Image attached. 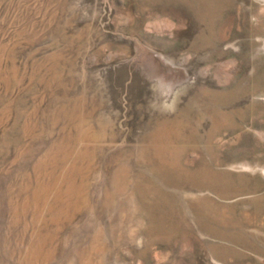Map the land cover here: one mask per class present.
Masks as SVG:
<instances>
[{"label": "rangeland", "instance_id": "rangeland-1", "mask_svg": "<svg viewBox=\"0 0 264 264\" xmlns=\"http://www.w3.org/2000/svg\"><path fill=\"white\" fill-rule=\"evenodd\" d=\"M0 264H264V0H0Z\"/></svg>", "mask_w": 264, "mask_h": 264}, {"label": "bare ground", "instance_id": "bare-ground-1", "mask_svg": "<svg viewBox=\"0 0 264 264\" xmlns=\"http://www.w3.org/2000/svg\"><path fill=\"white\" fill-rule=\"evenodd\" d=\"M163 130V131H162ZM171 130H172V132H173V134L174 135H172L171 134V136H168V135H166V130H165V127L163 128V127H160V128H157L156 130H155V133H157V136H156V138L157 139H160V141L161 140H164L165 138H166V136L167 137H170V139L171 140H173L174 142H177L178 140H179V135H180V131H179V129L177 128V127H175V126H172L171 127ZM169 131V130H168ZM152 139L154 140V137L152 136ZM167 166H170V165H172V164H174V161H172V160H170V162H167V163H165Z\"/></svg>", "mask_w": 264, "mask_h": 264}]
</instances>
